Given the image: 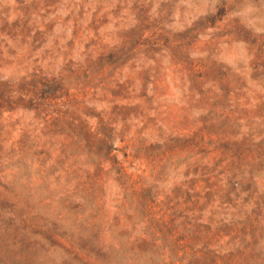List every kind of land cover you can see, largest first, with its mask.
I'll list each match as a JSON object with an SVG mask.
<instances>
[{
    "label": "rangeland",
    "instance_id": "374dc122",
    "mask_svg": "<svg viewBox=\"0 0 264 264\" xmlns=\"http://www.w3.org/2000/svg\"><path fill=\"white\" fill-rule=\"evenodd\" d=\"M0 264H264V0H0Z\"/></svg>",
    "mask_w": 264,
    "mask_h": 264
}]
</instances>
